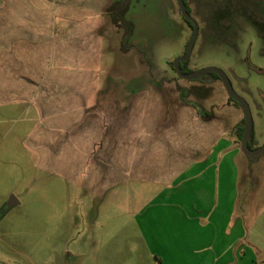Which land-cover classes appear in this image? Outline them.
Listing matches in <instances>:
<instances>
[{
    "label": "rangeland",
    "instance_id": "rangeland-1",
    "mask_svg": "<svg viewBox=\"0 0 264 264\" xmlns=\"http://www.w3.org/2000/svg\"><path fill=\"white\" fill-rule=\"evenodd\" d=\"M184 2L198 35L190 59L181 63L182 72L222 70L249 105V147L263 146L264 0ZM115 10L118 31L125 34L129 28L121 63L127 62L126 69L134 60L140 65L135 78L112 73L107 53L103 78L108 93L118 89L127 103L134 88L152 78L172 107L181 101L189 119H210L219 150L216 229L240 235L231 256L241 249V256L264 264V153L249 158L241 151L243 109L230 100L214 73L177 78L173 62L185 55L193 34L177 0H121ZM110 30L106 26L102 32ZM23 117L0 109V264H153L146 249L149 230L144 234L139 227L138 214L151 213L157 203L163 207L161 198L177 193L184 172L174 168L163 175L156 171L151 180L75 183L52 169L49 159L31 148L32 140L24 139L37 127L34 109Z\"/></svg>",
    "mask_w": 264,
    "mask_h": 264
},
{
    "label": "crops",
    "instance_id": "crops-1",
    "mask_svg": "<svg viewBox=\"0 0 264 264\" xmlns=\"http://www.w3.org/2000/svg\"><path fill=\"white\" fill-rule=\"evenodd\" d=\"M112 1L4 0L0 109L24 117L34 109L37 127L24 139L75 183L184 172L177 193L161 198L163 207L138 214L153 264H255L241 249L231 256L240 235L216 229L219 150L210 119H189L181 101L172 107L152 78L127 103L118 89L108 93L107 53L112 73L135 78L140 65L121 63L124 34L108 9ZM106 26L111 30L102 32Z\"/></svg>",
    "mask_w": 264,
    "mask_h": 264
},
{
    "label": "water",
    "instance_id": "water-1",
    "mask_svg": "<svg viewBox=\"0 0 264 264\" xmlns=\"http://www.w3.org/2000/svg\"><path fill=\"white\" fill-rule=\"evenodd\" d=\"M177 1H178L180 12H181L182 16L186 19V21L190 22L193 26V34H192V37L188 43L185 55L176 59L173 62V67H174V70L177 74V78L183 79V80H193V79L200 77L203 74H207V73L216 74L219 77V79L222 81V83L225 87V90L228 93L229 97L231 99H233L234 101H236L241 106V108L243 109V112H244L245 126H244L243 139L241 141V151L243 152L244 155H246L249 158H253V157H256V156L263 154L264 153V145L257 148V149H251L249 147V141H250V138L252 135L251 111H250V108H249V105L247 104V102L243 98H241L239 95H237V93L234 91L227 75L222 70L217 69V68H206V69H202V70H199V71H196L193 73H189V74H185L182 72L181 63L186 62L190 59V56H191V53L193 50V46H194L195 40H196L197 35H198V25H197L196 21L191 17V15L188 13L184 0H177Z\"/></svg>",
    "mask_w": 264,
    "mask_h": 264
},
{
    "label": "trees",
    "instance_id": "trees-1",
    "mask_svg": "<svg viewBox=\"0 0 264 264\" xmlns=\"http://www.w3.org/2000/svg\"><path fill=\"white\" fill-rule=\"evenodd\" d=\"M121 4V0H113V2H112V4L109 6V11H111L112 12V15L115 13L114 11H116L115 9H116V7H117V5H120ZM111 15V16H112ZM115 15H117L119 18H120V15H119V13L118 14H116L115 13ZM117 16L116 17H113V19L116 21V23L117 24H119V21H120V19H117ZM183 17V16H182ZM183 19L186 21V19L183 17ZM188 22V21H187ZM189 23V22H188ZM189 25H190V23H189ZM125 34H124V44H125V42H126V37L129 35V28L127 27V30L125 29ZM219 77L217 76V79H218ZM230 100L231 101H234L233 99H231L230 98ZM235 103H237L236 101H234ZM243 134H244V129H242V131H241V134H240V139L239 140H241L242 141V139H243ZM252 140V135H251V138H250V141ZM250 141H249V144H250Z\"/></svg>",
    "mask_w": 264,
    "mask_h": 264
},
{
    "label": "flooded vegetation",
    "instance_id": "flooded-vegetation-1",
    "mask_svg": "<svg viewBox=\"0 0 264 264\" xmlns=\"http://www.w3.org/2000/svg\"><path fill=\"white\" fill-rule=\"evenodd\" d=\"M190 23V22H189ZM191 27L193 28L192 24L190 23ZM238 104V103H237Z\"/></svg>",
    "mask_w": 264,
    "mask_h": 264
}]
</instances>
